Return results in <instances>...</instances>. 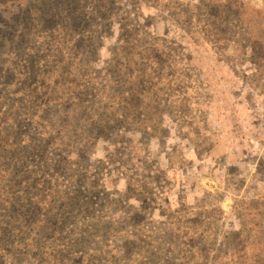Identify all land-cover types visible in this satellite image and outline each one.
I'll use <instances>...</instances> for the list:
<instances>
[{"label":"rangeland","instance_id":"1","mask_svg":"<svg viewBox=\"0 0 264 264\" xmlns=\"http://www.w3.org/2000/svg\"><path fill=\"white\" fill-rule=\"evenodd\" d=\"M16 1L0 4V211L52 230L26 224L0 264H264V0H78L74 33L24 46L25 26L5 32ZM68 97L80 131L63 133ZM58 192L80 198L61 231Z\"/></svg>","mask_w":264,"mask_h":264},{"label":"trees","instance_id":"2","mask_svg":"<svg viewBox=\"0 0 264 264\" xmlns=\"http://www.w3.org/2000/svg\"><path fill=\"white\" fill-rule=\"evenodd\" d=\"M4 0H0L1 2ZM33 3L30 0H17L14 4V10L10 13V19L9 22L7 21V28L5 32L11 31L13 32V29H16V27L25 26L26 32L24 33V37L22 40L19 41V43L23 44L22 46L31 43V37H33L32 30L36 29L38 27L41 28L43 26L44 28H50L51 26H65L68 29V33H74L71 29H76L81 23L79 18V8L77 7V1L78 0H34ZM12 20V21H11ZM88 25H90L89 22H87ZM29 27V28H28ZM65 37L67 38V33H64ZM130 37L131 41L138 42L135 38H132L131 35H128ZM88 43L78 41L73 46L72 49H64L63 46L57 45V48L53 49L52 51V57L54 61H60L63 59V57L66 55V52L73 53L76 50H79L80 48L86 49L88 51L89 43L93 42L95 39L94 33H90L87 37ZM44 45L46 42H42ZM19 48V46H17ZM122 58H128V56L123 55ZM35 57H27L24 60L26 61L27 66L29 67L30 72H34V67L36 66V73L41 74V71L37 70V65H33ZM125 59V60H128ZM130 60V59H129ZM39 71V72H38ZM35 73V72H34ZM51 74V73H50ZM63 96V95H61ZM54 95L49 97V101L46 102L47 105L54 106L55 103L53 101H57V97L54 99ZM64 99V97H62ZM61 98V99H62ZM69 100H73L74 104L72 106L75 107L71 111V106L67 107V111L65 112H59L57 109L56 113V120L58 122L60 121V124H62V127L64 128L63 133L65 130L69 129L67 132L72 133L75 131H80V122H79V114L81 112V107L78 104L79 102L72 98L68 97ZM63 102V101H62ZM66 102V99H65ZM49 111V109L45 110ZM104 130V127L101 126V131ZM62 133V132H61ZM4 143V139L1 137L0 134V143ZM3 145V144H2ZM10 152V151H9ZM12 155L14 152L11 153ZM78 194H74V197H71L68 199V201H64L61 193H54L52 201L48 202V207L46 212L47 213H58L60 212V215H54L55 218L50 219L52 221L55 227V231L60 230L63 228L66 224V222L71 218L75 221V217L72 213L75 212L78 208V205L80 203V198L77 196ZM2 200V199H1ZM59 201H61V205L59 204ZM56 204V205H54ZM61 207H58V205ZM45 208L39 209L38 211H44ZM30 210L26 209L25 207H17L15 205L14 201H9L5 203V207L2 208L0 211V244L3 248L2 251L6 252L8 254L15 253L17 251L16 244L20 243V238H24V230L27 229L26 224L28 225H41V229L43 231L50 232L52 228L49 227V223L44 224V222L39 221L35 217L28 216ZM7 219L5 222L2 220ZM37 222V223H36ZM9 241V244H8ZM23 246L25 248V252L27 248L32 247V243L30 241L23 242ZM8 250V251H7ZM25 252H20V254H24ZM49 258V257H48ZM48 264V263H45ZM51 264V263H50ZM52 264H60L59 262H53Z\"/></svg>","mask_w":264,"mask_h":264}]
</instances>
